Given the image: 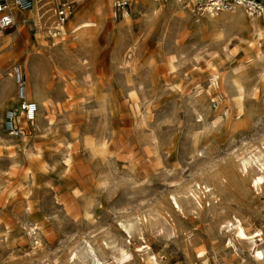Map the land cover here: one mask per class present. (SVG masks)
Listing matches in <instances>:
<instances>
[{
    "label": "rangeland",
    "instance_id": "1",
    "mask_svg": "<svg viewBox=\"0 0 264 264\" xmlns=\"http://www.w3.org/2000/svg\"><path fill=\"white\" fill-rule=\"evenodd\" d=\"M79 1L64 27L90 26L75 33L45 26L55 0L0 32V264H258L224 222L264 249V182L241 165L264 151V40L194 0H131L123 16ZM36 84V119L8 128Z\"/></svg>",
    "mask_w": 264,
    "mask_h": 264
},
{
    "label": "bare ground",
    "instance_id": "2",
    "mask_svg": "<svg viewBox=\"0 0 264 264\" xmlns=\"http://www.w3.org/2000/svg\"><path fill=\"white\" fill-rule=\"evenodd\" d=\"M10 1V4H9V6L11 7V8H13L14 7V5H13V3H12V1L11 0H9ZM39 1V0H38ZM146 2H151V0H145ZM154 2H159V1H162V0H153ZM195 2H196V0H194ZM144 1H142V3H143ZM170 2V1H169ZM171 2L172 3H174V4H179V5H184L185 4V0H171ZM263 2H264V0H263ZM37 3V2H36ZM137 3L138 4H141V2L139 1V0H137ZM34 4H35V1L33 0V5H32V7L29 9V10H27V11H25L26 13H28L30 10H32L33 9V7H35L34 6ZM147 4V3H146ZM36 5V4H35ZM39 5H40V3H39ZM151 5V4H150ZM157 5V4H156ZM152 6H154L153 5V3H152V5H151V7ZM38 7V6H37ZM149 7V6H148ZM157 7V6H156ZM150 9V8H149ZM148 9V10H149ZM156 9V8H155ZM154 9V10H155ZM243 7L242 6H239V5H235V6H233L232 7V9H230V11H235V13L233 14V15H231V17H234V18H238L239 19V22H240V24H241V28H243V29H245V30H252V31H254V34L256 35V37H257V39L259 40V41H261V40H264V29H263V27H262V25H261V23L259 22V21H257V20H255V19H257V18H262V20L264 21V14H262V15H250V14H248L247 12H246V10H245V12H246V15H243ZM34 10H35V8H34ZM151 11H152V9H150ZM157 10H159V9H157ZM24 12V13H25ZM95 12L97 13V15H99V16H103V13H104V7H103V5L100 7V6H98V9H95ZM127 12H128V9L124 12V14H127ZM157 13V12H156ZM210 14H212V15H215L214 13H210ZM38 15V14H37ZM43 15V14H42ZM245 16H248L249 18H251V17H254V19H247ZM42 17V16H41ZM211 17V16H210ZM213 17V16H212ZM47 18V17H46ZM127 18H129V17H127ZM49 19H50V17H49ZM48 18H47V21L49 20ZM75 19V18H74ZM125 19V18H124ZM213 19V18H212ZM77 20L78 19H76V22H77ZM125 20H127V19H125ZM129 20V19H128ZM237 20V19H236ZM251 20H253V21H251ZM26 22H27V24H26V26L27 25H29L30 26V23H31V20H30V18H29V16H27L26 17ZM75 22V23H76ZM33 23H34V25L32 26L34 29H31V30H37V28L38 29H43L42 27L40 28V24H42V21H41V19L39 18V16H36V18L34 17L33 18ZM66 25V24H65ZM65 25H62V24H56V22L54 23V24H51V23H46L45 24V26L46 27H48V28H50V29H53L56 33H57V31L58 30H60L61 32H63L64 34H67L69 31L67 30V28H65L64 26ZM28 26V27H29ZM88 26H90V24L88 23V21H78L74 26H72V32L71 33H75L77 30H79V29H81V28H85V27H88ZM46 27L44 28V29H46ZM29 29V28H28ZM224 30V29H223ZM222 31V30H221ZM225 31V30H224ZM36 32H38V31H36ZM41 32V31H40ZM43 33V32H42ZM45 33V32H44ZM52 33V32H51ZM229 33V32H228ZM228 33H226L225 32V36H226V34H228ZM230 35V34H229ZM0 36H1V34H0ZM39 36V35H38ZM64 36V35H63ZM223 36V35H222ZM228 36H226V40L228 39V38H230V37H228ZM219 38H221V36L219 37ZM75 39H76V37H75ZM222 39V38H221ZM225 39V38H224ZM219 40V39H218ZM229 40V39H228ZM220 41V40H219ZM55 45H56V43H55ZM54 45V46H55ZM65 46V45H64ZM45 49V48H44ZM63 50H65V49H63ZM46 53V52H45ZM46 55H48V53L46 54ZM45 55V56H46ZM55 59V49L54 50H52V51H50L49 52V55L45 58V60L46 61H49V60H54ZM35 65V64H34ZM18 69H19V72H20V75H21V71H20V67H18ZM35 73V72H34ZM36 74V73H35ZM16 75V74H15ZM17 78V77H16ZM17 80V79H16ZM4 85H7V83L6 84H4ZM3 85V86H4ZM8 86V85H7ZM6 87L4 86V88H3V90L5 89ZM10 88H12V87H10ZM23 89H24V87H23ZM37 89H39V86H38V84H36V85H34V87L32 88V90H33V92H32V96H30V93H29V91H27L26 93L24 92V95L23 96H21L20 95V93H19V95H20V97L18 96V97H16L17 98V103H18V106H16V107H14V106H10L11 107V109L13 110H7V112L8 113H11L12 115H13V117L12 118H9L8 116V118L5 120V124L7 125V127L8 128H10V129H14V127H15V120H14V117L16 116V115H20V119L21 120H27V122L28 121H30V120H32V122L36 119V113L38 112V105L37 104H40L39 103V100H40V102L42 103V97L40 96V94H39V92H38V90ZM5 90H7V89H5ZM9 90V89H8ZM4 91L2 94H4L5 93V97H9V98H11V97H13V94L10 92V90L9 91ZM15 97V96H14ZM15 99V98H14ZM35 99H38V103H36L35 101H32V100H35ZM37 101V100H36ZM29 103H33V104H35V106H36V108H35V110H31V111H29L28 109H27V106H28V104ZM22 116V117H21ZM241 120V119H240ZM18 133V132H17ZM260 150V149H259ZM242 160V166H243V169H244V171H246L247 173H249L250 171L251 172H253L254 174L253 175H251L250 176V182L251 183H253V185L255 186V187H259L260 185L262 186V183L264 182V151H259L258 153H255V154H253V155H251V156H249V157H246V158H243V159H241ZM253 164H256L257 165V167H258V169L261 171V172H257V170L253 167ZM242 170V169H241ZM249 175V174H248ZM212 177L213 178H217L218 180L220 179V181H221V179L222 178H220V175L218 174V173H213L212 174ZM220 181H219V183H220ZM223 182L221 181V184H222ZM191 184V183H190ZM195 185L197 186V187H200L201 185H200V183L198 182V180H195ZM252 185V186H253ZM185 187H186V185H185ZM218 187V186H217ZM205 188L206 189H208V192H210V194H208V195H210V196H213L214 198H215V194H214V192L212 191V188H210V187H208V186H205ZM183 189V188H182ZM185 189V188H184ZM186 189H187V191H185V193H189V192H191V191H193V189H192V187H191V185L190 186H188V187H186ZM185 189V190H186ZM205 189V190H206ZM180 190V189H179ZM176 193V192H175ZM193 195L197 198V196L195 195V193H193ZM173 199V203H174V205H173V207H177V208H181V205H180V203H179V201H178V199H177V197H173L172 198ZM185 201H187L186 203H190V204H193V202H194V200L193 199H191L190 197H189V195H187L186 197H185ZM221 201V200H220ZM200 202V201H199ZM198 202V203H199ZM197 204V203H196ZM200 204V203H199ZM172 206V205H171ZM186 206V205H185ZM193 207V206H192ZM191 207V208H192ZM184 208V207H183ZM247 208V207H246ZM174 210V209H173ZM259 210V209H258ZM154 213V212H153ZM183 213V212H182ZM148 217L150 218L149 219V221H151L152 222V218H151V214H147L146 215V221L148 222ZM155 218H156V216H155ZM232 218H234V221H231L230 219H232ZM232 218H230V219H228V220H226L224 223H225V227H228V228H230V229H233V231H234V233L236 234V236L238 237V239H240V240H243V239H247V240H249V241H251V243H252V245H255V248H254V250H253V255H254V259L258 262V264H264V249L261 247V246H259L258 244H257V240H256V238L257 237H253V236H251L247 231H246V228H245V226L246 225H244V223H243V221H242V219L240 218V217H238V216H236V215H234V217H232ZM221 225V224H220ZM131 228H133V227H126V230L128 231V232H130V229ZM140 231V230H139ZM234 234V235H235ZM259 240H261V239H259ZM263 240V239H262ZM125 249V248H124ZM116 251V250H115ZM128 252V251H127ZM126 254V253H125ZM120 255V254H119ZM130 255V254H129ZM155 255V254H154ZM156 256V255H155ZM154 256V257H155ZM120 257V256H119ZM129 257V256H128ZM157 258V257H156ZM120 259V258H119ZM129 259V258H128ZM153 261V260H152ZM158 263V262H157ZM98 264H103V263H101V262H99L98 261Z\"/></svg>",
    "mask_w": 264,
    "mask_h": 264
},
{
    "label": "built area",
    "instance_id": "3",
    "mask_svg": "<svg viewBox=\"0 0 264 264\" xmlns=\"http://www.w3.org/2000/svg\"><path fill=\"white\" fill-rule=\"evenodd\" d=\"M14 7L9 6V0H0V32L13 27L17 22V12L24 13L33 5V0H11ZM79 0H55L54 14L58 24L65 25L70 17L76 11ZM131 0H115L114 12L116 16H123L129 8ZM197 9L201 13H216L219 11L230 10L233 6H242L250 15L264 14L263 0H196ZM17 82L22 83V77L19 70L16 71ZM20 95H24V89L21 86ZM36 106L29 103L27 109L35 110ZM7 116L12 118L13 115L8 113Z\"/></svg>",
    "mask_w": 264,
    "mask_h": 264
},
{
    "label": "crops",
    "instance_id": "4",
    "mask_svg": "<svg viewBox=\"0 0 264 264\" xmlns=\"http://www.w3.org/2000/svg\"><path fill=\"white\" fill-rule=\"evenodd\" d=\"M34 1H36V0H34ZM40 1H41V0H39L38 3H40ZM98 6L101 7L102 5H100V4L97 5V8H96V9H98ZM48 12H50V11H48ZM48 12H47V13H48ZM26 14H27V13L25 12V13L23 14V18H22V20H23V22H24L25 24H27V22L24 21V20H25V16H26ZM129 15H130V14H129ZM21 16H22V14H20V13L17 14V18H21ZM58 32H61V31L58 30L57 33H58Z\"/></svg>",
    "mask_w": 264,
    "mask_h": 264
}]
</instances>
